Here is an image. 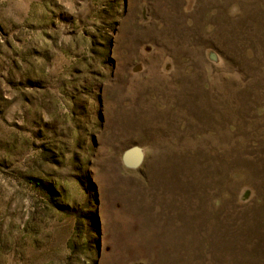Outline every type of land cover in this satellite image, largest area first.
<instances>
[{"label":"rangeland","instance_id":"374dc122","mask_svg":"<svg viewBox=\"0 0 264 264\" xmlns=\"http://www.w3.org/2000/svg\"><path fill=\"white\" fill-rule=\"evenodd\" d=\"M0 264H264V0H0Z\"/></svg>","mask_w":264,"mask_h":264},{"label":"water","instance_id":"95a60500","mask_svg":"<svg viewBox=\"0 0 264 264\" xmlns=\"http://www.w3.org/2000/svg\"><path fill=\"white\" fill-rule=\"evenodd\" d=\"M122 164L128 169L139 168L144 160V153L141 147L132 146L126 149L121 157Z\"/></svg>","mask_w":264,"mask_h":264}]
</instances>
